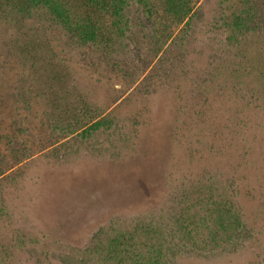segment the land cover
Returning a JSON list of instances; mask_svg holds the SVG:
<instances>
[{"label":"rangeland","instance_id":"obj_1","mask_svg":"<svg viewBox=\"0 0 264 264\" xmlns=\"http://www.w3.org/2000/svg\"><path fill=\"white\" fill-rule=\"evenodd\" d=\"M9 5L0 0V233L26 240L11 264H90L81 254L102 255L114 229L135 223L164 224L170 264H264V94L248 58L212 30L215 0L199 1L188 34L152 0L153 18L132 12L124 52L109 17L81 46ZM104 118L111 130L75 133ZM214 181L245 229L205 252L171 222L184 187Z\"/></svg>","mask_w":264,"mask_h":264},{"label":"trees","instance_id":"obj_2","mask_svg":"<svg viewBox=\"0 0 264 264\" xmlns=\"http://www.w3.org/2000/svg\"><path fill=\"white\" fill-rule=\"evenodd\" d=\"M160 1L164 14L176 21L177 26L184 24L185 30L181 31L188 34L190 21L196 15L200 0ZM7 2L20 14H44L71 34L81 46L100 41L103 19L109 17L107 28L110 30V41L112 44L120 43L123 52L132 28V12L138 10L147 18H153L154 12L152 0ZM215 4L212 30L225 36L226 52L243 54L248 58L251 69L245 71L254 75L259 93L264 94V0H215ZM185 38L183 34L181 45H184ZM250 39H256L258 47L248 52L246 47L240 50ZM113 125V120L104 118L75 133L90 138L103 130H111ZM224 189L225 186L215 181L183 188L178 198L180 209L171 223L185 246L210 252L231 244L243 235L244 216ZM0 217H8L4 207L0 208ZM25 244L26 240L22 237L17 236L14 242H10L0 233V264H11L13 251ZM81 256L90 264H170L168 232L163 223H135L123 231L114 229L102 255L84 253Z\"/></svg>","mask_w":264,"mask_h":264}]
</instances>
